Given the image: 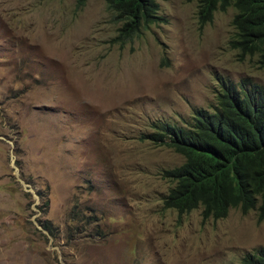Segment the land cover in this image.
<instances>
[{
    "label": "rangeland",
    "instance_id": "1",
    "mask_svg": "<svg viewBox=\"0 0 264 264\" xmlns=\"http://www.w3.org/2000/svg\"><path fill=\"white\" fill-rule=\"evenodd\" d=\"M158 3L120 38L105 0H0V264H239L264 244L253 210L163 207L183 157L140 133L264 69L230 46L233 7L201 27L197 0Z\"/></svg>",
    "mask_w": 264,
    "mask_h": 264
},
{
    "label": "trees",
    "instance_id": "2",
    "mask_svg": "<svg viewBox=\"0 0 264 264\" xmlns=\"http://www.w3.org/2000/svg\"><path fill=\"white\" fill-rule=\"evenodd\" d=\"M86 0H77L82 7ZM119 23L118 37L129 38L157 24V0H105ZM232 6L235 29L230 46L255 58L264 69V0H197V21L204 26L217 9ZM210 108H197L183 124L153 120L140 141L166 146L183 162L164 170L172 186L163 197L164 208L179 215L201 208L203 221L225 218L231 208L242 214L253 210L264 221V83L242 78L221 81ZM44 228L50 231L48 224ZM52 233V232H50ZM239 264H264V244L246 252Z\"/></svg>",
    "mask_w": 264,
    "mask_h": 264
},
{
    "label": "clouds",
    "instance_id": "3",
    "mask_svg": "<svg viewBox=\"0 0 264 264\" xmlns=\"http://www.w3.org/2000/svg\"><path fill=\"white\" fill-rule=\"evenodd\" d=\"M157 1H158V0H157ZM229 7H232V6H229ZM229 7H227L226 10H227ZM233 8H234V7H233ZM234 9H235V8H234ZM217 10H221V9H217ZM217 10H216V11H217ZM196 11H197V10H196ZM216 11H215V12H216ZM221 11H223V10H221ZM224 11H225V10H224ZM215 12H214V13H215ZM235 12H236V10H235ZM234 14H235V13H234ZM196 16H197V14H196ZM213 17H214V16H213ZM232 18H233V17H232ZM212 20H213V19H212ZM231 21H232V20H231ZM197 22H198V21H197ZM209 23H210V22H209ZM206 24H207V23H206ZM206 24H205V25H206ZM231 24H232V23H231ZM240 80H241V79H240ZM240 80H239V81H240ZM239 81H237V82H239ZM211 219H212V218H211Z\"/></svg>",
    "mask_w": 264,
    "mask_h": 264
}]
</instances>
